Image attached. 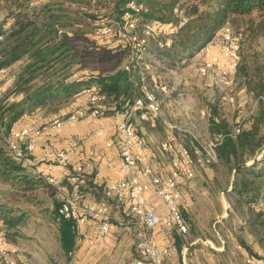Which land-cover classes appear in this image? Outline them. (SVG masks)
I'll return each instance as SVG.
<instances>
[{"label": "trees", "instance_id": "1", "mask_svg": "<svg viewBox=\"0 0 264 264\" xmlns=\"http://www.w3.org/2000/svg\"><path fill=\"white\" fill-rule=\"evenodd\" d=\"M201 1L207 7L202 8ZM132 2L143 4L146 10H132ZM253 12L264 13V0H0V130L8 133L25 115L49 117L45 124L66 115L88 104L92 87L104 96L100 105L106 113L122 109L143 96L144 87L152 88L156 81L164 83L154 74L173 63L198 60L195 54H207L205 49L211 47L217 29L226 23L244 22ZM130 20L140 38L148 22L178 27L174 32L147 36L143 50L138 51L132 42L120 38V30ZM247 22L246 39L257 32L264 34V19L256 24L252 19ZM103 25H111L113 31L97 33ZM253 47L250 43L246 48L241 41L236 82L254 96H264V47L260 52ZM211 48L214 51L203 57L216 53ZM84 91L85 98L74 101ZM217 103L212 108L215 112ZM250 120L237 138H227L218 148L220 162L236 169L230 194L241 205L264 202V154L247 164L264 148V99ZM210 127L212 135L229 129L219 111ZM0 181L14 187L27 201L39 188L52 189L43 175L14 158L1 143ZM58 206L59 200L47 213L56 221L58 241L68 253L76 247L78 222L61 217ZM248 210L249 231L264 251V209ZM23 217L22 213L4 215L1 222L14 227ZM240 242L250 259L264 264V253H257L244 240Z\"/></svg>", "mask_w": 264, "mask_h": 264}, {"label": "built area", "instance_id": "2", "mask_svg": "<svg viewBox=\"0 0 264 264\" xmlns=\"http://www.w3.org/2000/svg\"><path fill=\"white\" fill-rule=\"evenodd\" d=\"M129 6L136 12L146 10L143 4L136 2L130 3ZM177 27L173 23L148 22L144 25V37L140 38L135 32V22L130 20L126 22L119 34L121 39L132 42L136 50L142 51L147 36L174 32ZM233 29L229 23L217 29L209 42V46L215 48L216 53L197 60L200 65L199 73L209 87L208 99L212 104L221 96L231 103L235 102L236 72L241 59L242 32L235 33ZM112 31L111 25L97 28L99 34H108ZM243 88L235 122L227 131L217 132L210 140L202 139L192 128L178 125L165 117L161 111L158 93H167L169 88L166 84L157 81L153 83L152 88L144 87L143 96L138 97L133 103L110 112L118 133L117 140L114 142L118 149L110 159H118L117 170L120 177L109 182L104 187L103 197L94 202L81 199L83 173L90 165L89 157L93 153H85L79 148V137H72L69 147L59 149L52 147L45 151L42 160L46 162V166L41 171L33 164L31 157L36 146L35 136L41 133V129L33 130L30 126L16 127L14 124L8 133H5L3 129L1 131L8 135L6 146L13 157L25 162L33 172L43 175L45 183L57 192L58 213L61 217L78 223H84L89 219L97 222L96 234L89 240L91 244H101L111 230L115 220L111 211V200H125L129 202L130 210L135 217L130 223L139 227L135 241L139 254L136 264H166L164 256L178 250L177 244L171 239L172 231L176 230L180 234H186L189 231L182 210L190 207V199L181 185L190 186L189 182L195 176L197 163L219 162V146L227 138H237L242 129L250 123V113L257 109L259 101L264 99L263 95L253 96L252 92ZM88 91L91 92V96L87 105L77 106L66 115L52 118L47 126L56 130L67 123H75L90 116L98 121V129L95 132L103 134L106 126V112L101 107L100 101L104 96L99 95L95 87ZM247 104L251 105V111H247ZM201 114L205 112L201 111ZM137 118L151 123L160 121L168 130L179 131L192 138L193 146L191 147L179 142V156L171 158V169L166 176L155 172L145 149V140L137 129ZM35 121H38V118ZM160 148L168 152L171 150V145L166 140L160 143ZM72 153L77 156V160L71 159ZM55 164L64 167L72 166L71 186L64 184L53 173ZM99 165L103 163L100 162ZM95 175L98 176L100 173L97 172ZM150 190L163 200L166 206L165 214H160L148 197L147 193ZM0 237H3L1 232ZM0 256H5L9 264L15 263L2 242H0ZM250 261L251 259L248 258V262Z\"/></svg>", "mask_w": 264, "mask_h": 264}, {"label": "crops", "instance_id": "3", "mask_svg": "<svg viewBox=\"0 0 264 264\" xmlns=\"http://www.w3.org/2000/svg\"><path fill=\"white\" fill-rule=\"evenodd\" d=\"M205 50H207V54L203 53L204 55L213 52L211 47ZM125 60L127 61V59ZM156 76L161 75L154 74L153 77ZM7 82L1 84L3 89ZM167 93L160 92L158 96ZM83 98H85V91L78 94L74 101L80 102ZM36 118L38 121H35ZM36 118L33 119L25 115L15 123L16 127L30 126L33 130L41 129V133L35 136L36 146L31 154L33 164L38 170L43 171L46 162L42 160V155L45 151L52 147L58 149L69 147L72 137H79V148L85 153H93L89 157L90 165L85 168L83 173L84 181L80 190L81 199L86 202L100 200L104 195V187L120 177L117 170L118 159H110L118 149L114 143L118 133L115 120L111 118L110 113H106V126L103 134L95 132L98 129V121L90 116L75 123H67L56 130L49 128L47 123H43L49 120V117L40 115ZM137 129L145 140V149L155 172L166 176L171 169V158L179 156V142L186 144L182 138L184 134L182 135L179 131L168 130L160 121L151 123L141 121L139 118H137ZM166 140L171 145V150L168 152L160 148V143ZM71 159L77 160V156L72 153ZM100 162L103 165H99ZM211 168V165H206L202 167V170L195 169V176L189 182L190 186L181 185L190 199V207L184 211L189 224V231L186 234H180L176 230L172 231L171 239L177 244L178 250L164 256L166 264H229L226 262L227 260H231L232 264H244V262H248L250 255L240 240L247 242L257 253H264L256 238L250 233L248 225L250 215L248 209L254 208L257 211L261 208L256 207L255 203L239 204L236 198L230 194L233 188L232 181L231 186L223 187ZM72 172V166L64 167L55 164L53 169V173L68 186H71L70 174ZM97 172L100 175L96 176ZM147 194L157 211L160 214H165L166 206L163 200L152 190ZM229 205L231 213L226 217L222 212H226ZM219 209L220 211H218ZM111 211L115 220L109 234L101 244L93 245L89 242L96 234L97 222L89 219L84 223H77L76 247L67 253L59 243L56 250H48V260H46L49 261L48 264H136L139 255L135 248V239L139 227L130 223L135 217L130 210L129 202L112 199ZM216 220L220 223L219 231L216 229L213 231L210 227V223ZM215 232H219L217 237L213 235ZM223 234L229 238V245H225L224 251L216 250L213 242H216L217 238L221 240ZM5 241L4 237H0V242L3 243L10 257L14 260V264H42L38 258L32 261L25 260V254L31 253V251ZM32 253L38 254L35 249ZM63 255L65 259H62ZM248 263L262 264L263 261L251 257V261ZM0 264H9L5 256H0Z\"/></svg>", "mask_w": 264, "mask_h": 264}, {"label": "rangeland", "instance_id": "4", "mask_svg": "<svg viewBox=\"0 0 264 264\" xmlns=\"http://www.w3.org/2000/svg\"><path fill=\"white\" fill-rule=\"evenodd\" d=\"M200 5L202 8L207 7V4L202 3V1ZM249 19H252L256 24L264 19V13L253 12L251 16L246 17L244 22L239 21L233 23V30L235 33L243 32L242 43H244L246 48H248L251 43L254 45L253 48L260 52L264 47V34H259V32H257V34L250 35L248 38L249 40L251 39V41H248V38L246 39V33H244V28L247 25L246 23L249 24V22H247ZM256 35L258 36L253 37ZM195 55L198 56V59L203 57V53L201 52ZM199 66V61L195 60L186 63L185 61L178 64L173 63L172 67L168 66L166 71L161 72V74H156L161 75L159 77L156 76L158 77L157 79L162 80L164 82L163 84H166L169 88L167 94H160L159 103L161 111L167 119L178 125L190 127L198 133L202 139L210 140L211 137H213L210 127L213 115L216 116V112L219 111L224 124L226 123L230 128L238 115V103L244 88L237 83L235 87L236 94L234 103L229 102L223 96L219 97L216 101L218 105L216 106L217 111L215 112L212 108L216 105V102L212 104L208 99L210 90L205 79L199 73ZM246 108L247 111L252 110L249 104L246 105ZM201 111H204L205 114H201ZM255 112L256 109L250 113V116ZM3 134L4 133L0 130V143L6 145V137L8 135ZM182 138H184L188 144L187 146H193V141L190 136L183 135ZM263 154L264 148L256 155V158L260 159ZM251 161L250 159L247 163ZM206 165H211L213 174L217 176V180L220 181L223 187L227 188L231 186V181L234 180L236 174L235 169H232L231 165L227 167L219 160L218 163L213 164L197 163L195 169L202 170V167ZM18 194L19 193L14 187L0 181V222L4 215H17L22 213L24 216L17 226L14 227H7L1 222V235L5 238L6 243L11 242L13 245H18L31 251V253L25 254V260L32 261L38 258L42 261V264H48L49 261H46L48 260V250H56L59 245L57 239V223L53 220L52 214L47 213L53 208L54 202L59 200L57 192L53 188L49 191L39 188L33 191L31 195H28V198L31 199L30 201H27L26 198ZM227 207L228 212H222L226 217L231 213L230 205ZM256 207L264 208V202L256 204ZM218 211H220V209ZM219 225L220 223H218L217 220L210 223V227L213 231L214 229L219 231ZM218 233L215 232L213 235L217 237ZM222 237L221 240L217 238V241L213 242L216 250L224 251L225 245H229V238L225 234H223ZM33 248L38 252L37 255L32 253L34 250ZM63 258L65 259L64 255L62 256V259ZM226 262L232 264L231 260H227Z\"/></svg>", "mask_w": 264, "mask_h": 264}, {"label": "water", "instance_id": "5", "mask_svg": "<svg viewBox=\"0 0 264 264\" xmlns=\"http://www.w3.org/2000/svg\"><path fill=\"white\" fill-rule=\"evenodd\" d=\"M255 160H257V158H254L250 163H247V164L249 165V164L253 163ZM235 171H236V169H235ZM232 185H233V181H232ZM227 212H228V208H227Z\"/></svg>", "mask_w": 264, "mask_h": 264}]
</instances>
